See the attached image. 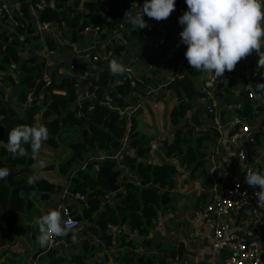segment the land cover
Listing matches in <instances>:
<instances>
[{
  "label": "trees",
  "instance_id": "1",
  "mask_svg": "<svg viewBox=\"0 0 264 264\" xmlns=\"http://www.w3.org/2000/svg\"><path fill=\"white\" fill-rule=\"evenodd\" d=\"M15 1L19 5L15 17L18 26L15 29H5L0 25V167L10 169V175L0 180V236H8L10 229L15 230L19 224L20 215L31 210L33 204L26 200L24 195L35 191L42 199H49L61 190L60 186L41 174V179L34 185L27 183L26 176L29 173L25 168H30L34 162L30 145H24L29 154L23 158L13 159L6 149L8 133L12 128L21 124L31 126L40 120L39 122L49 130V138L44 145L51 149L70 148L75 155L74 161L68 160L64 165H60V172L70 178L69 193L87 197V208L82 216H77L81 222L88 223L86 231H93L111 246L113 238L108 233L109 229L115 227L122 230L128 227L130 233H136L139 240L132 239L127 232L119 234L117 244L124 251L120 252L114 261L118 264H157L155 256L147 257L146 254L141 255L136 251L153 247L156 238L151 237V234L158 220L170 208L171 191L179 169L175 164L168 162L159 165L144 162L142 159L151 153V148L138 134L136 120L129 133L127 121L119 111V108L124 109L138 100L135 94L143 96V90L147 88L149 81L145 78L141 84L133 78L125 77L124 81L117 82V85L111 77L110 62L100 61L98 66L102 70L105 85L97 89L99 102H85L80 109L75 105L80 94L76 88L79 84L77 74L60 79V66H56L51 74V81H44L46 62L40 61L42 57L37 53L40 44L35 45L33 42L40 39L34 27L37 18L41 24L52 23L62 27L65 23L70 29L71 42L76 44L82 43L88 27L106 25V31L117 33L134 0H55L54 7H46L36 17L31 12L29 0ZM4 16L7 17L6 14ZM127 28L131 30L130 35L133 38L141 37L132 25H127ZM106 36L107 33L103 35V39ZM125 39L132 48L133 44L130 43L128 35ZM50 44L51 50L57 51L53 41ZM29 45L32 47L28 49ZM128 46L105 47L108 52L112 50L116 54L115 57H122ZM25 53L26 58L23 57ZM98 53V50H93L92 56ZM260 71L264 74V69L260 68ZM10 72L16 73L18 84ZM203 75L204 73L189 67L184 75L174 78L167 86V90L174 94L177 102L170 114V125L177 131L175 137L167 141L165 148L166 156L179 159L183 168L207 174L204 145L218 133L214 130L213 123L205 130L199 122L193 123L187 119L194 102L208 98L198 87V80ZM89 82L88 77L83 81L84 84ZM111 82L114 85L110 87ZM90 90H95L94 85ZM251 91H254L257 97L264 98V94L257 93L256 87ZM251 91L242 93L241 99L236 102L241 103L243 107L242 111L238 112L242 118L236 124V130H239L245 121L255 125L257 113L264 110L263 106L251 101ZM8 95L11 98L7 99ZM104 95H109L113 104L119 108L115 109L102 103L101 98ZM12 97L16 98L19 107L27 108L25 114L14 107ZM206 102L209 104L210 100L207 99ZM259 127L264 128V120ZM261 129L256 132L257 143L264 135ZM127 134L129 146L135 154L132 157L126 153L127 148L120 155L121 162H117L113 157L119 153ZM78 136L81 138L69 141ZM97 151L114 155L105 165L108 175L120 172L124 176L125 170L134 174L133 178L125 177L123 194L120 191L112 193L109 183L103 179L102 172L99 171L97 175L92 172V166L99 163L88 162L84 170L78 166L79 162H85L86 154ZM55 166L56 164H53L50 167L54 170ZM111 194L115 196L112 205L107 202ZM92 223L96 225H91ZM86 250H89L88 243H84V251ZM168 252L174 264L176 259H181V249H168ZM56 255V252L51 254L52 257ZM65 262L66 259L60 256L53 264ZM77 262L82 264L81 259Z\"/></svg>",
  "mask_w": 264,
  "mask_h": 264
},
{
  "label": "crops",
  "instance_id": "2",
  "mask_svg": "<svg viewBox=\"0 0 264 264\" xmlns=\"http://www.w3.org/2000/svg\"><path fill=\"white\" fill-rule=\"evenodd\" d=\"M29 1L31 3V12L35 17L40 15V12L46 7H54L55 5V0ZM144 3L145 0H134L131 4L132 14L141 13ZM18 8L19 5L15 0H0V25L5 27V29H15L18 26L15 20ZM180 17L176 10L167 20L159 22L144 15L143 19L148 27L138 30V33L141 34L140 38L137 36L133 38L130 35L131 30L126 27L120 35L106 30L99 34L86 35L81 44L71 42L70 29L65 23L62 27L52 23L41 24L37 18L34 22V27L40 39L33 42L35 45L40 44L37 53L42 57L40 61L46 62L47 71L43 77L44 81L50 82L54 69L56 66H60L58 75L60 79L77 74L81 90H84L83 93L89 92L92 94L90 99H86L83 93L80 92L75 103L80 109L85 102L94 104L99 102L97 89L100 86L95 83L99 82L103 73L98 66V62L90 60L93 50H98V54L106 57V60L100 61L109 63V60L117 59L126 67L133 69L132 74L129 75L111 73V77L115 80L114 83L116 82L117 84V82L124 81L125 77L133 78L141 84H143L145 78L149 81V84H146L147 88L143 90V96L134 95L142 102V111L136 119V130L151 148V153L145 155L142 160L154 165H159L163 162L175 164L179 169V173L175 177L171 191L172 203L170 208L158 220L151 234V237L156 238L153 247L147 250L140 248L136 253L146 254L147 257L155 256L157 264H174L168 249L179 248L182 251L181 260L187 264H223L227 253L214 250L210 238V230L205 224L202 212L205 205L209 203L216 192L223 191L233 179L242 178L243 168L237 161L239 149L229 142L228 136L236 130V124L242 118L235 108L236 102L241 99L242 93L251 91L258 83H264V74L258 68L259 57L253 53L242 60L234 71L225 72L221 77V83L226 89L221 91L217 98L214 99L212 116H209L204 111L209 106L213 93L219 87V82L209 94V97L200 101L206 103L208 99L210 100L209 104L202 105L194 102L192 105L187 119L195 123L193 116L198 109H204L197 115L196 121L205 130H208L210 124L213 123L215 126L214 130L218 133L217 136H214L204 145L207 174L205 172L200 174L199 172H193L191 169H185L180 166L181 162L179 159L168 158L165 144L175 137L177 131L170 125V114L177 102L174 94L167 90V86L174 78L184 75L188 68L191 67L185 58L187 46L181 41L180 33L183 31V26L179 23ZM129 25L131 24L129 23ZM105 33H107V36L108 33L113 34V38L107 43H105L107 36L103 39ZM127 35L130 43L133 44L132 48L128 46L125 39ZM162 39H165V44L160 46L159 42ZM47 41H53L55 46H57V51L53 52L50 47L48 50L45 44ZM122 45L128 46V50L122 53V57H115L116 54L112 50L110 52L106 51L105 47H119ZM42 47H44V51L41 53L40 49ZM26 54L23 55L24 58H26ZM89 54L91 55L88 56ZM75 61L79 69L86 73V76H81L72 68ZM212 75L213 73H204L203 78L201 77L202 79L198 80L199 90L204 81L208 80ZM87 77L90 78V82L84 84L83 81ZM92 85L95 87L94 91L90 90ZM112 85L114 84L111 82L110 87ZM9 96H7V99L11 98ZM107 96H102V103L118 109L119 107L113 102L107 100ZM15 108L24 114L27 110L26 107H19L18 105ZM20 109H23V111ZM119 109L120 112L125 110V108ZM255 120V125H250L245 121L255 138L252 141L242 143L246 154L244 168H252L264 172V135L259 139L258 143L255 141L256 132L260 131L259 125L264 120V110L257 113ZM80 138L81 136H78L69 139V141ZM250 142L255 144L251 149V161L248 159L245 147V144ZM253 150H255V155H253ZM126 153H129L132 157L135 154L130 146H128ZM112 156L114 155H109L103 151L89 153L86 154L85 162H79L78 166L84 170L88 166V162L92 164L97 162L99 165L95 164L92 166V172L97 175L99 171L101 172L102 163L104 161L108 162ZM40 159L46 161V167L43 169L33 167ZM74 159L75 155L70 148L51 149L43 145L40 154L34 157L31 167L25 168L29 173L26 176L27 179L29 175L41 174L60 186L61 190L49 199H42L40 194L35 191L30 192L29 195H24L25 199L33 205L29 212L20 215L19 224H17L15 230L10 229L8 236H0V264H33L36 261L39 264H53L60 256L66 259L64 264H79L77 262L78 259H81L82 264H118L114 261V258L124 251L117 244L118 235L127 232L132 239L139 240L137 234L130 233L128 227H124L122 230L111 227L108 233L112 236L113 241L112 245L108 246L93 231H86L88 223L82 221V227L79 230L69 231L70 235L64 237H56L54 245L50 242L46 246L39 244L37 219L49 209H57L62 212V209L67 207L79 217L82 216L88 206L86 204L87 197H85V200H81L77 197L80 194L73 196L69 193L70 178L63 176L60 172V165H64L68 160L74 161ZM120 160L121 158L117 162H121ZM53 164H56L54 170L50 167ZM125 174L122 176L120 173L115 182V185L119 186L118 191L122 194L124 193L122 188L125 177H134V174L127 170H125ZM114 197L113 194L109 196L107 202L110 205L114 204ZM91 225H96V223ZM225 227L228 233L243 235L248 240L257 239L261 242L264 249V210L258 211L254 215H249L243 209L237 210L232 213L231 217L226 219ZM84 243L89 244V250L84 251ZM53 252H56V257L51 256Z\"/></svg>",
  "mask_w": 264,
  "mask_h": 264
},
{
  "label": "clouds",
  "instance_id": "3",
  "mask_svg": "<svg viewBox=\"0 0 264 264\" xmlns=\"http://www.w3.org/2000/svg\"><path fill=\"white\" fill-rule=\"evenodd\" d=\"M187 11L179 18L183 31L181 41L187 46L185 58L197 72L214 73L222 77L234 71L237 65L255 53L258 68L264 69V0H185ZM176 0H145L141 13L133 15L131 10L125 18L134 29L148 27L143 19L147 15L156 21L167 20L175 11ZM112 74L130 71L122 62L112 59L109 63ZM257 93L264 94V83L256 84ZM49 138L48 128L37 121L33 125H18L8 133L6 149L13 159L27 156L24 145H30L31 154L38 156L44 142ZM33 167L43 169L46 161L40 159ZM10 175V169L0 167V180ZM41 177L28 176L27 183L34 185ZM246 183L255 192L259 206L264 207V172L247 169ZM38 242L46 246L53 236L64 237L70 231L72 220H65L61 211L49 209L37 219ZM75 238V237H73Z\"/></svg>",
  "mask_w": 264,
  "mask_h": 264
},
{
  "label": "built area",
  "instance_id": "4",
  "mask_svg": "<svg viewBox=\"0 0 264 264\" xmlns=\"http://www.w3.org/2000/svg\"><path fill=\"white\" fill-rule=\"evenodd\" d=\"M176 12L178 15L182 16L188 9L185 0H176ZM129 22L125 19L122 22L118 29L117 34H121L127 27ZM106 30V25L103 27H88L85 30V34H99ZM165 44V39H162L159 42V45L162 46ZM89 54L88 56H90ZM90 60L92 62H99L100 60H106V57L96 54L91 56ZM111 61V60H109ZM74 69V67H72ZM130 71L125 74H132L133 69L127 67ZM16 83H18V76L12 77ZM203 78V76H202ZM201 78V79H202ZM218 85V80L216 76H210V78L202 84L200 91L206 95L211 94L212 90ZM76 88L79 89L81 93L84 90H81L80 84L76 85ZM97 94V93H93ZM86 99H90L92 94L89 92L83 93ZM107 100L112 102V98L108 95ZM249 98L252 102L256 103L259 106L264 107V98H259L256 96L254 91H251ZM107 105V104H106ZM236 110L238 112L242 111V104L239 103L236 105ZM142 111V102L136 101L135 103H130L129 106L121 112L123 119L127 121V129L130 133L133 129V125L137 116ZM38 119V117H37ZM264 131V128H262ZM128 133V134H129ZM128 134L124 139L120 152L117 156L113 157L114 160H119V156L126 151L129 146ZM229 142L238 147L239 152L237 155V161L239 165L243 168L242 178H236L231 181L229 186H227L223 191L216 192L213 198L209 201L207 205L203 208V216L205 219V224L210 230V238L213 243V248L216 251L226 252L227 256L224 258L223 264H264L263 262V247L260 241L252 238L248 240L243 235L237 233H228L225 227V221L231 217L232 213L237 210H245L249 215L257 214L258 211L264 210V207L259 206L258 198L255 196V192L259 191V188H252L246 183V171L249 168H244L246 164V154L242 147L243 142H248L253 140V135L251 129L248 125L242 123V126L239 130L234 131L231 135L228 136ZM252 169V168H250ZM254 170V169H253ZM81 200H85V196L77 195ZM65 220H72L73 224L70 226V231L74 232L79 230L82 227V222L77 218L73 211L67 207H64L61 212ZM56 236H53L50 240V243H55ZM33 264H39L36 261ZM176 264H187L181 259H176Z\"/></svg>",
  "mask_w": 264,
  "mask_h": 264
},
{
  "label": "water",
  "instance_id": "5",
  "mask_svg": "<svg viewBox=\"0 0 264 264\" xmlns=\"http://www.w3.org/2000/svg\"><path fill=\"white\" fill-rule=\"evenodd\" d=\"M111 38H113V34H112V33H108V36H107V39L105 40V43H107V41H109ZM74 70H75L76 73L80 74L81 76H86V73L83 72V71H81V70L79 69L78 64L76 63V61H75V64H74ZM221 79H222L221 77H218L219 87H218V88L215 90V92L213 93V95H212V100H211L209 106H208V107L205 109V111H204V112L207 113L209 116H212V115H213V113H211V112L214 111V106H213V101H214V99L217 98V95H218L221 91H224V90L226 89L225 86L221 83V82H222ZM95 84L98 85V86H100V87H104L105 83H104V77H103V74H101V77H100L99 82H97V83H95ZM203 110H204V109H203ZM203 110L198 109L197 112H196V114L193 116V120H194L195 123H197V121H196V117H197V115H198L201 111H203ZM254 138H255V135L253 136V139H254ZM254 146H255L254 142H250V143H246V144H245V147H246V149H247V155H248V159H249V161L252 160V159H251V149H252ZM106 162H107V161H104V162L102 163V168H101L102 176H103V179H105V180L109 183V185H110V187H111V189H112V192L115 193V192H117V191L119 190V186L115 185V182H116L117 178L120 176V173H117V174H115V175H108L107 172H106V169H105V164H106Z\"/></svg>",
  "mask_w": 264,
  "mask_h": 264
},
{
  "label": "rangeland",
  "instance_id": "6",
  "mask_svg": "<svg viewBox=\"0 0 264 264\" xmlns=\"http://www.w3.org/2000/svg\"><path fill=\"white\" fill-rule=\"evenodd\" d=\"M46 45H47V49L49 50V47H50V42L49 41H47V43H45ZM63 45V44H62ZM66 46V45H65ZM29 47H32V45H29L28 46V49H29ZM51 48V47H50ZM44 51V47H42L41 49H40V52L42 53ZM60 53V52H59ZM26 54V53H25ZM61 54V53H60ZM27 55V54H26ZM52 56H54V55H52ZM11 73V72H10ZM11 75H12V77H14V76H16L17 77V75H16V73L15 72H12L11 73ZM12 102H13V104H14V107L16 106V105H18L17 104V101H16V98H12V100H11ZM196 102V104H202V105H205V104H207V102L205 103V102H200V101H198V100H196L195 101Z\"/></svg>",
  "mask_w": 264,
  "mask_h": 264
}]
</instances>
